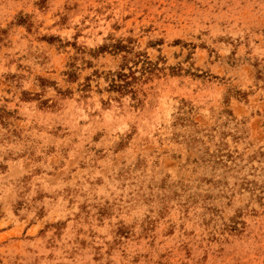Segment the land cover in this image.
<instances>
[{"label":"rangeland","instance_id":"1","mask_svg":"<svg viewBox=\"0 0 264 264\" xmlns=\"http://www.w3.org/2000/svg\"><path fill=\"white\" fill-rule=\"evenodd\" d=\"M0 264H264V0H0Z\"/></svg>","mask_w":264,"mask_h":264}]
</instances>
